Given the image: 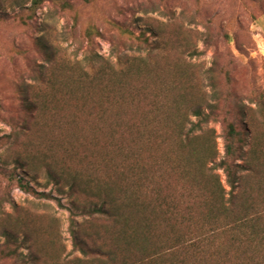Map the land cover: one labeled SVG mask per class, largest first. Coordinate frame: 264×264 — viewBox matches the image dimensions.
<instances>
[{
    "label": "rangeland",
    "instance_id": "374dc122",
    "mask_svg": "<svg viewBox=\"0 0 264 264\" xmlns=\"http://www.w3.org/2000/svg\"><path fill=\"white\" fill-rule=\"evenodd\" d=\"M32 3L0 0V264H104L74 242L116 240L113 224L90 212L92 196L130 185L121 150L140 144L141 125H151L141 159L161 197L197 193L176 169L186 156L177 126L200 122L197 109L210 116L191 135L198 157L224 182L217 165L233 124L256 166L244 189L264 199V0ZM140 35L150 47L137 46ZM90 51L123 72L78 87L71 65L84 67ZM61 175H77L85 192ZM19 180L47 197L24 193ZM165 231L158 215L154 232Z\"/></svg>",
    "mask_w": 264,
    "mask_h": 264
},
{
    "label": "trees",
    "instance_id": "16d2710c",
    "mask_svg": "<svg viewBox=\"0 0 264 264\" xmlns=\"http://www.w3.org/2000/svg\"><path fill=\"white\" fill-rule=\"evenodd\" d=\"M43 1L33 0V7ZM119 27L122 34H130L126 27ZM93 33L88 31L86 37L91 38ZM133 40L138 47L151 46L144 35ZM40 45L53 56L47 45L42 41ZM63 61L66 62L60 58ZM71 69L77 73L78 87L109 79L113 77L111 72H123V69L116 71L93 51L89 52L84 67L77 63ZM194 116L202 118L201 121L194 124L185 116L177 126L178 148L186 156L176 169H180L183 180L198 188V192L190 189L161 197L154 185V176L141 159L142 148L150 144L151 125H141L140 144L136 138L121 150L124 165L121 171L133 173L130 185L116 190L105 184L102 191L92 196L97 203L90 212L106 217L113 224L116 231L112 239L116 240L108 248H102L75 239V248L85 257L93 256L104 264H264V199L258 201L253 188L248 185L247 193L243 185L246 178L243 173L248 171L249 179L256 169L253 159L245 161L242 138L234 125H229L225 158L217 165L224 174L222 182L191 147V135L210 118L203 117L199 109L194 111ZM187 125H191L190 129H186ZM61 176L60 182L70 180L72 192H85L79 189L77 175ZM48 178L54 177L48 173ZM18 185L26 194L47 197L21 180ZM158 215L166 226L163 236L154 232ZM16 255L15 250H10L6 257Z\"/></svg>",
    "mask_w": 264,
    "mask_h": 264
}]
</instances>
